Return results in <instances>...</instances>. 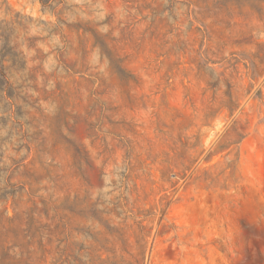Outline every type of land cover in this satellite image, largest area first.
Returning <instances> with one entry per match:
<instances>
[{"label": "rangeland", "instance_id": "obj_1", "mask_svg": "<svg viewBox=\"0 0 264 264\" xmlns=\"http://www.w3.org/2000/svg\"><path fill=\"white\" fill-rule=\"evenodd\" d=\"M0 264H264V0H0Z\"/></svg>", "mask_w": 264, "mask_h": 264}]
</instances>
